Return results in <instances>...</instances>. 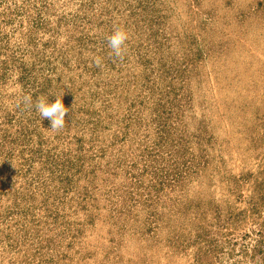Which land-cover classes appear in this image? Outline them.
<instances>
[{
  "label": "rangeland",
  "instance_id": "1",
  "mask_svg": "<svg viewBox=\"0 0 264 264\" xmlns=\"http://www.w3.org/2000/svg\"><path fill=\"white\" fill-rule=\"evenodd\" d=\"M55 2L56 20L79 12L68 19L70 31L64 25L54 34L57 49H47L55 72L31 85L2 50L0 119L19 98L36 108L40 98L62 96L69 127L61 134L40 126L42 137L57 136L73 155L80 136L82 151L104 153L93 172L75 176L64 202L57 199L64 208L43 264H232L219 252L221 233L251 231V207L264 195V0ZM115 28L128 35L120 56L107 40ZM81 34L79 53L66 39ZM78 113L89 115L85 130ZM160 113L175 121L177 142H154ZM4 126L0 179L7 182L23 156L14 149L20 159L11 161L18 126ZM27 176H13V195H0V207L24 204L14 197Z\"/></svg>",
  "mask_w": 264,
  "mask_h": 264
},
{
  "label": "trees",
  "instance_id": "2",
  "mask_svg": "<svg viewBox=\"0 0 264 264\" xmlns=\"http://www.w3.org/2000/svg\"><path fill=\"white\" fill-rule=\"evenodd\" d=\"M56 8L55 0H0V53L5 50L8 54L6 56H11L16 66L24 73L20 79L29 80L33 77V81L31 79L29 81L31 85L41 86L43 77L54 74L56 64L53 63L47 49L50 48V52L57 49L56 46H52L58 39V36L54 34L64 25L68 27L65 31H70L71 21L68 19L79 16V12H75L78 7H75L67 12V16L61 15L56 20L52 18ZM47 32H52L50 35L53 37L44 38ZM44 39L49 41L45 42ZM72 40L77 41L78 51L81 53V47L86 45L87 37H83L82 34L79 37L69 36L66 42L71 43ZM59 53L64 54L62 51ZM83 67H86L85 63ZM26 101L25 98H19L14 111L11 109V113L6 112L0 119V128L5 129L4 124L9 123L11 127L15 124L18 126L17 133L11 134V145L14 146H11V161L15 158L20 159L19 155L13 154L14 149L23 156L19 167L12 165L11 174L6 177L7 182L0 179V195H10V193L13 195V191L9 188L16 183V177L13 176L21 173L25 176L30 175L20 185V189L15 190L14 198L21 199L24 204L13 203L0 207V264H43L45 262L47 256L45 253L51 252L50 246L53 244L48 234L56 229L54 226L61 216L60 211L64 208V206L59 208L57 203L61 200L64 202L63 199L74 188L75 176L82 174V171L86 174L88 169L89 173L93 172L97 167L94 162V159H97L95 157L104 153L101 147L95 150L91 146L82 151L80 136L74 137L77 151L73 155L69 154L70 150L64 146L60 147V143L64 141L60 140L62 142L59 143L57 136L50 138L48 134L43 138L40 126L48 128L50 123L46 118L42 119L36 108L32 107L31 103L27 105ZM88 116L79 114L81 120L79 118L75 120L74 117H71V120L79 124V119L81 121L79 125L81 127L83 125L82 128L85 130L87 124L91 123ZM171 119V115L162 116L161 113L154 116L158 137L155 143L168 142L170 139H175L177 142L178 134L173 133L176 128L175 121ZM95 122L97 124L99 121ZM69 124L65 126L69 127ZM63 130L64 127L59 129V133L62 134ZM87 130L92 131L93 139L97 137V125ZM66 138L68 136L64 137ZM66 142L68 145L71 139ZM25 153H27L26 156H24ZM4 163L1 162L0 165ZM59 192L60 195H58ZM51 194L55 196L50 202L48 199ZM40 195L42 199L34 203ZM260 196L256 199L257 203L251 207L253 216L251 231L247 230L241 235L231 237H227L231 232L221 233L225 238L222 236L219 240V252L227 257V261L232 258V264H264V195ZM16 215L21 222L14 218L13 226V223L10 224L11 218ZM248 236H251L250 243L244 241Z\"/></svg>",
  "mask_w": 264,
  "mask_h": 264
},
{
  "label": "clouds",
  "instance_id": "3",
  "mask_svg": "<svg viewBox=\"0 0 264 264\" xmlns=\"http://www.w3.org/2000/svg\"><path fill=\"white\" fill-rule=\"evenodd\" d=\"M128 39L127 32L121 28H115L107 37L108 45L116 56H120L124 50L125 42ZM30 101V97H26ZM36 110L42 119H47L50 129L58 130L65 126L66 114L69 109L62 102V96L55 97L53 101L47 98H40L36 105Z\"/></svg>",
  "mask_w": 264,
  "mask_h": 264
}]
</instances>
